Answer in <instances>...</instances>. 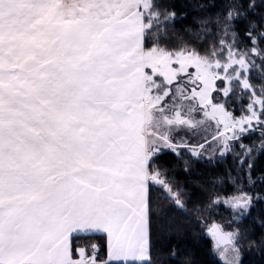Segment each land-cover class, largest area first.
I'll list each match as a JSON object with an SVG mask.
<instances>
[{"label": "snow or ice", "instance_id": "obj_1", "mask_svg": "<svg viewBox=\"0 0 264 264\" xmlns=\"http://www.w3.org/2000/svg\"><path fill=\"white\" fill-rule=\"evenodd\" d=\"M191 7L177 28L188 12L165 0H0V264H158L175 216L264 204V0ZM207 232L242 264L239 227Z\"/></svg>", "mask_w": 264, "mask_h": 264}, {"label": "trees", "instance_id": "obj_2", "mask_svg": "<svg viewBox=\"0 0 264 264\" xmlns=\"http://www.w3.org/2000/svg\"><path fill=\"white\" fill-rule=\"evenodd\" d=\"M169 5L174 6L177 13L188 12L185 20H177L176 27L180 28L183 25L189 24L193 21V17L198 15L191 5L195 0H165ZM236 115H240L239 105L237 106ZM255 139L254 137H250ZM248 141L246 140L245 143ZM231 156L228 157L227 162H222L219 167H214L204 163H197L194 165L193 171L197 175L208 177L211 174L223 173L231 164ZM160 167L169 169V174H175L181 183L188 181L189 177L183 169V160L175 153L164 151L160 155L158 161ZM256 168L258 170L264 169V156L257 159ZM193 190H197L195 186L187 185ZM224 191L232 192L233 187L225 186ZM190 215H194L189 213ZM264 217V204H257L252 210V214L239 221H234L229 224L233 218L223 210L210 209L203 216H194L193 222L188 220L186 216H175L173 218V227L170 231L165 230L162 234H156L154 228L155 245L153 249L154 258L158 264H222L216 257L211 254V238L207 236V228L213 222L229 226L235 230L240 228L243 239L237 241L242 249V264H264V251L258 247H253L249 250L250 240H259L264 235V228L260 226V218ZM175 251L177 255L175 258H170L171 253Z\"/></svg>", "mask_w": 264, "mask_h": 264}, {"label": "rangeland", "instance_id": "obj_3", "mask_svg": "<svg viewBox=\"0 0 264 264\" xmlns=\"http://www.w3.org/2000/svg\"><path fill=\"white\" fill-rule=\"evenodd\" d=\"M215 134V130L214 128H209V129H202L201 131H199V133L197 135H195L194 137H191V142H197L199 141L200 143H203L204 142V138H207L209 143H211V138L212 136H214ZM205 149L208 150V151H211V149L208 148V145L205 144ZM164 151H170L172 152L171 150L169 149H164ZM216 210H223L225 211L227 214H229L233 220L229 222V224H232V222L234 221H239L241 220L240 218H236L233 216L232 212L230 209H228L225 205L223 204H220L218 205L217 207H214ZM247 217V216H246ZM233 225V224H232ZM225 231H234L233 228L229 227V226H223L221 225ZM211 254L216 257L222 264H224V261L223 259L219 256V254L214 250V247H213V241L211 239ZM242 257V256H241Z\"/></svg>", "mask_w": 264, "mask_h": 264}, {"label": "water", "instance_id": "obj_4", "mask_svg": "<svg viewBox=\"0 0 264 264\" xmlns=\"http://www.w3.org/2000/svg\"><path fill=\"white\" fill-rule=\"evenodd\" d=\"M206 232H207V231H206ZM207 236L210 237V235L208 234V232H207ZM210 238H211V237H210Z\"/></svg>", "mask_w": 264, "mask_h": 264}]
</instances>
